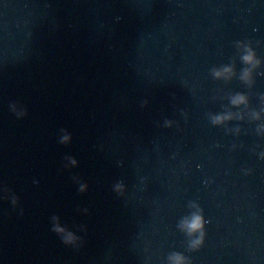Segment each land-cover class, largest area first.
Wrapping results in <instances>:
<instances>
[{
    "label": "clouds",
    "instance_id": "clouds-1",
    "mask_svg": "<svg viewBox=\"0 0 264 264\" xmlns=\"http://www.w3.org/2000/svg\"><path fill=\"white\" fill-rule=\"evenodd\" d=\"M238 47L244 49V53L241 56V61L247 67L243 68L239 79L244 83L251 85L253 83V71L261 65V60L257 58L256 52L249 46L242 42H237ZM235 68L231 65H225L220 69H214L213 75L216 78L231 79L235 75ZM231 103L234 106L247 105L248 97L244 94H236L231 98ZM255 119H260V114L258 112L253 113ZM233 117L231 114L215 115L211 117V121L214 125L223 124L225 121L231 120ZM172 121L166 120L165 127H171ZM67 136L64 137L66 141ZM264 157V153H261ZM118 190H122L121 186H118ZM205 221L203 215L200 212H194L189 218L184 219L179 227L182 231L186 232L190 237H196L190 241V249L195 251L198 250L204 244L205 237ZM57 232H63L64 229L57 227L55 229ZM198 234V236H197ZM73 237L69 234L66 243L73 241ZM169 264H189L187 258L181 253H173L169 256Z\"/></svg>",
    "mask_w": 264,
    "mask_h": 264
}]
</instances>
